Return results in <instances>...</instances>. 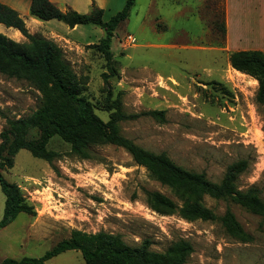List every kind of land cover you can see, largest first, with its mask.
Here are the masks:
<instances>
[{
	"label": "rangeland",
	"instance_id": "obj_1",
	"mask_svg": "<svg viewBox=\"0 0 264 264\" xmlns=\"http://www.w3.org/2000/svg\"><path fill=\"white\" fill-rule=\"evenodd\" d=\"M126 1L104 0V21L122 11ZM22 17L28 19L31 34L63 50L83 95L105 123L115 113L108 106L118 102L122 114L137 116L121 122L125 137L187 170L206 173L216 183L230 165L247 160L249 167L238 186L243 191L258 188L264 200L259 83L231 65L234 52H264V26L255 18L234 16L231 32L224 0H137L115 32L108 64L92 47L105 37L100 27L87 25L73 32L62 29L68 27L60 21L36 22L30 13ZM4 28L2 34L8 38L28 42L18 30ZM41 101V93L31 84L0 73V146L7 120L31 116ZM151 112L163 115H148ZM33 131V138H38ZM48 149L58 154L53 163L21 150L14 166L1 171L21 189L36 215L20 214L0 229V263L41 258L79 230L120 235L132 247L149 241L150 249L159 253L184 240L194 249L187 264H264V217L208 196L204 204L217 220L187 221L178 212L160 213L147 203L148 192L160 193L179 207L182 200L125 149L96 145L91 158L84 160L58 136ZM4 208L0 187V220ZM228 209L250 236L248 241L230 236L223 227L220 218ZM46 264L86 263L80 252L69 251Z\"/></svg>",
	"mask_w": 264,
	"mask_h": 264
},
{
	"label": "trees",
	"instance_id": "obj_2",
	"mask_svg": "<svg viewBox=\"0 0 264 264\" xmlns=\"http://www.w3.org/2000/svg\"><path fill=\"white\" fill-rule=\"evenodd\" d=\"M136 1L127 0L123 10L109 22L104 21V10L95 3L90 13L81 14L72 10L63 12L51 0H32L30 15L43 22H63L71 29L84 25L100 27L105 37L92 47L111 64L115 32L128 20ZM0 24L18 30L28 40L21 44L0 33V73L28 82L42 95L37 111L27 118L8 119L2 134L0 187L5 196V208L0 229L12 224L20 214L36 215L35 208L26 201L21 189L9 183L1 171L14 166V157L21 150H27L33 157L53 163L58 154L50 151L48 145L56 136L70 145L74 155L84 160L91 158L92 148L96 145H115L125 149L138 165L147 169L153 179L171 188L183 202L182 207H179L160 193L148 192L147 203L157 212H178L187 221H214L218 219L216 214L204 204L208 196L239 205L252 214L264 217V200L260 190L251 187L243 191L238 186L240 176L249 167L247 160H239L230 165L222 181L216 183L204 172L187 170L165 154H156L142 148L125 137L120 126L122 121L137 116H125L118 102H115L108 106V109H115V113L105 123L83 95L77 75L55 42L31 34L20 13L1 2ZM222 29L226 30L224 25ZM231 65L236 71L258 81L256 102L264 109V52H234L231 54ZM148 115L163 114L151 112ZM33 130L38 132V138H33ZM220 221L230 236L241 241L250 239L230 209ZM69 251L80 252L86 264H187L194 249L191 243L180 240L165 252L159 253L150 249L149 241L139 247H132L120 235L104 231L89 234L74 230L70 238L61 241L41 258L5 259L0 264H46Z\"/></svg>",
	"mask_w": 264,
	"mask_h": 264
},
{
	"label": "crops",
	"instance_id": "obj_3",
	"mask_svg": "<svg viewBox=\"0 0 264 264\" xmlns=\"http://www.w3.org/2000/svg\"><path fill=\"white\" fill-rule=\"evenodd\" d=\"M205 1L206 0H199L200 3H204ZM0 2L19 12L22 17V14H24V16L29 15L32 0H0ZM51 2L63 12L73 10L81 14L89 13L94 3L101 9L105 8L104 0H51ZM224 3L229 31L232 32V19L234 16L246 19L255 18L258 24L260 23L261 26H264V0H224ZM24 20L28 23V19ZM32 20L36 22L39 21L35 18ZM4 27L0 24V33L4 31ZM67 27L68 28L62 27V29L74 32L76 29H81L82 26H77L74 29H71L69 26Z\"/></svg>",
	"mask_w": 264,
	"mask_h": 264
},
{
	"label": "built area",
	"instance_id": "obj_4",
	"mask_svg": "<svg viewBox=\"0 0 264 264\" xmlns=\"http://www.w3.org/2000/svg\"><path fill=\"white\" fill-rule=\"evenodd\" d=\"M130 40L134 41V39L132 37H129Z\"/></svg>",
	"mask_w": 264,
	"mask_h": 264
},
{
	"label": "bare ground",
	"instance_id": "obj_5",
	"mask_svg": "<svg viewBox=\"0 0 264 264\" xmlns=\"http://www.w3.org/2000/svg\"><path fill=\"white\" fill-rule=\"evenodd\" d=\"M241 73V72H240ZM258 82V81H257Z\"/></svg>",
	"mask_w": 264,
	"mask_h": 264
}]
</instances>
